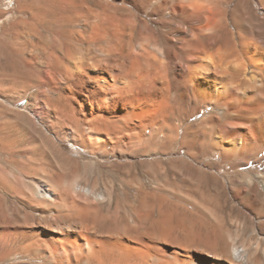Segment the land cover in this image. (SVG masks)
I'll use <instances>...</instances> for the list:
<instances>
[{"label":"bare ground","instance_id":"1","mask_svg":"<svg viewBox=\"0 0 264 264\" xmlns=\"http://www.w3.org/2000/svg\"><path fill=\"white\" fill-rule=\"evenodd\" d=\"M121 1H79L83 12L67 17L79 24H15L14 37L0 40V63L19 72L11 90L36 91L30 105L39 104L48 132L137 190L119 194L107 213L79 205L76 222L24 228L27 248L51 264H264V216L227 218L220 206L217 217L186 210L177 231L140 229V170L152 186H231L225 170L264 162V19L253 10L264 0ZM12 144L0 140V162L26 171ZM241 176L264 186V171Z\"/></svg>","mask_w":264,"mask_h":264},{"label":"rangeland","instance_id":"2","mask_svg":"<svg viewBox=\"0 0 264 264\" xmlns=\"http://www.w3.org/2000/svg\"><path fill=\"white\" fill-rule=\"evenodd\" d=\"M79 1H82L81 4L92 2V0H0V40L13 38L18 28L17 24H22L21 28H24L25 24H79L77 16L67 18L73 10L83 12ZM106 1L124 5L121 0ZM74 5L76 7H73ZM129 7L135 13L138 22L140 18H145L153 24V18L140 14L134 6ZM233 8L234 5L229 11ZM253 10L262 20L264 19V8L256 3ZM229 19L232 20L231 15ZM3 64L0 63V140L10 145L15 143L13 148L20 151L18 159L31 167L22 172L7 168L0 162V264H51L52 260L46 255L27 248L30 242L22 238V231L34 224L55 228L76 222L81 217L77 210L79 205L102 206L101 213H107L110 202L115 203L119 194L123 196V193L127 192L137 195V190L132 186H120L107 165L103 163L98 166L88 151L80 149L71 138H68L69 142L66 139L64 142L56 140L57 137L47 130L46 119L38 112L39 104L30 105V98L35 97L36 91L21 98L19 88L16 90L12 87L11 90V78H17L19 72L13 70L6 61ZM41 100L44 101L42 96L38 99L40 104ZM60 138L64 136L61 135ZM55 141L58 142L60 146L58 149L61 151L52 145ZM63 156L82 163L86 170L83 168L84 171L74 173L73 164L65 162ZM255 171L263 172L264 162L243 167L238 172L225 170L224 177L231 180V186H152L149 176L140 170V181L146 184L140 186V229L155 232L160 231V228L165 232L177 231L175 227L178 218L190 214L186 210L199 212V215L204 212L206 215L217 217L222 215L218 210L220 206L227 218L264 216V186L257 179L256 186H246L247 181L241 176L245 172ZM87 188L94 195L98 193L105 195L107 203L96 200L94 196L87 197L83 192ZM187 188L195 189L205 197L209 196L213 202L209 201L211 203L209 205L207 199L205 201L198 193H186ZM214 206H217V210ZM60 212L63 215H60ZM162 216L166 219H162ZM161 221L164 223L160 224ZM247 231L251 232L252 228Z\"/></svg>","mask_w":264,"mask_h":264}]
</instances>
